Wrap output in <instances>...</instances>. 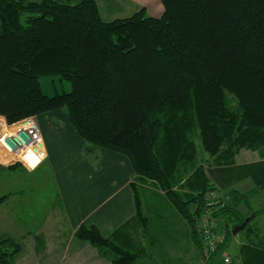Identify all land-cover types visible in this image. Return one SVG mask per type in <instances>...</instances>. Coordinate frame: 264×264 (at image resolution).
I'll return each instance as SVG.
<instances>
[{"label": "trees", "instance_id": "obj_1", "mask_svg": "<svg viewBox=\"0 0 264 264\" xmlns=\"http://www.w3.org/2000/svg\"><path fill=\"white\" fill-rule=\"evenodd\" d=\"M161 2L160 16L141 7L106 21L96 0H0V115L11 124L60 110L86 151L101 147L130 161L133 217L108 235L95 224L75 231L112 264L148 254L151 197L164 198L214 258L233 228L258 214L248 206L241 217L240 203L264 188L263 181L221 194L204 167L208 157L216 167L233 166L241 149L264 158V0ZM47 75L71 89L46 95L39 78ZM198 141L207 158L200 159ZM212 198L213 217L225 222L208 254L196 216ZM22 248L0 237V264H14ZM240 255L242 264H264V239L251 238Z\"/></svg>", "mask_w": 264, "mask_h": 264}, {"label": "crops", "instance_id": "obj_2", "mask_svg": "<svg viewBox=\"0 0 264 264\" xmlns=\"http://www.w3.org/2000/svg\"><path fill=\"white\" fill-rule=\"evenodd\" d=\"M96 1L106 21L129 16L141 7H145L152 16H160L164 10L161 0ZM115 14L121 15L113 17ZM36 118L47 151L46 158L30 170L20 162L18 166L8 168L18 161H2L0 158V173L6 169L26 173V178L20 175L18 187L0 194V198L5 196L0 202V237H12L23 246L15 255L14 264H112L110 256L100 254L89 242L77 238L75 231L82 223L95 224L108 235L133 217L134 172L130 161L118 152L101 147L86 151L87 143L60 110L40 114ZM240 151L235 156V165L215 167L210 178L223 185L245 181L247 186L244 190L237 189L243 193L264 181V158L259 154L240 157ZM35 171L34 176L28 177L27 174L33 175ZM45 184L53 187L54 192L43 203ZM143 199L145 204L147 197ZM243 212L241 210L237 214L243 217ZM177 224L180 228L176 224L170 226L173 250H177L182 241L194 243L185 219ZM248 234H251L249 239L236 240L239 243L238 254L241 246L251 238L264 239L259 229L252 228ZM149 238L150 246L146 244L148 254L133 264L196 263L200 249L192 256L182 252L173 255L171 247L163 245L165 240H159L155 232ZM238 254L235 262L242 264V256Z\"/></svg>", "mask_w": 264, "mask_h": 264}, {"label": "rangeland", "instance_id": "obj_3", "mask_svg": "<svg viewBox=\"0 0 264 264\" xmlns=\"http://www.w3.org/2000/svg\"><path fill=\"white\" fill-rule=\"evenodd\" d=\"M120 15L121 14H115V15H113V17L120 16ZM39 81L41 84V88L46 95H54L57 92L60 93L63 91H69L71 89L70 82L67 79H65L59 75L41 76L39 78ZM7 130H10V127ZM197 143L199 145V157H200V159L201 158H207L208 154L202 150L199 141ZM31 153H32V151L26 150L25 154L31 155ZM32 154H34V153H32ZM256 154H258V152L254 151V150H245L244 149V150L240 151V157H247V156L256 155ZM0 158L2 161H12L11 158L5 157L4 151L0 154ZM208 158H209V161H205L204 167H205V170H206L207 174L209 175V177L212 178L213 170L215 169L216 165H214L211 157H208ZM22 169H24V168H22ZM36 173H37V171H35V173L33 175H30V174H27V175H28V177H31V176H34ZM20 175L25 176V178H26V173L23 171L21 172L20 170L13 171V170H7L6 169L5 172H1L0 173V194L5 190H9V189L18 187ZM214 182L216 185H218L220 187V189H221L220 193L221 194L228 193V192H230L231 189H238L240 191H243L244 188L247 186L245 181H236V182L232 181L230 184H227V185L220 184L215 180H214ZM45 186H46V184H45ZM44 188L45 189L43 190V194H42V202L43 203L45 201L47 202L48 199L51 198V195L54 192L53 187L51 188L50 185H47ZM256 188H257L256 191L250 194L249 202L248 203L246 201L241 202L238 209H241L244 211H248L249 208L251 211L257 210L258 214L255 216V218H253L252 220L249 221V227L253 228V230L256 229V231H257V229H259L260 233H262V235H264V188H262V187H256ZM141 195L143 197L145 196L144 189L141 190ZM217 197H218V195H217ZM225 200H226V198H225ZM150 205H151L152 209H151V213L149 214V216H151L153 219V223L151 224V231L155 232L158 235L159 240H161V239L165 240L163 245L171 247L172 251H170V253L173 255H176L179 252H182V253H187L188 256H192L193 254L196 255L198 253V250H199L198 246L196 244L190 242V241H189L190 243H188L187 240L181 242V246H180L181 250H178L180 247L177 248V250H173V248H172L173 247L172 241L169 237V233L171 231L170 226H171V224H176V227L180 228L177 223L180 222L183 218H180L179 216H177L175 214H171L172 213L170 210L171 207L169 206V204H167V201L164 198H162L161 196L160 197L159 196L151 197L150 198ZM248 206H249V208H248ZM212 209H213V207H211V211H213ZM224 222H225L224 220H220L219 218L210 217V223H212L214 228H216V230L215 229H213V230L216 233V235L218 234L217 236L220 237V239H221V233H223V231H224ZM217 224H218V226H217ZM230 227L231 226L229 224V228ZM248 231L249 230L247 228H243V229L239 230L236 234L232 233L230 236V239L228 240L229 245L227 246V248L220 255H218L214 258H207L206 255L204 257L201 254V252H199L197 254L196 263H193V264H232V263L233 264H236V263L240 264L239 262H235V256L238 254L237 252H238V247H239V243H236V240L243 241V240L249 239L251 237V234H248ZM220 239H219V241H220ZM180 240H182V239H180ZM147 245L150 246V243ZM186 249H187V251L183 252ZM193 250H195V251H193ZM205 251H207V250L205 249ZM208 254H210V253H208ZM227 257L229 258L228 262L225 261V259Z\"/></svg>", "mask_w": 264, "mask_h": 264}, {"label": "built area", "instance_id": "obj_4", "mask_svg": "<svg viewBox=\"0 0 264 264\" xmlns=\"http://www.w3.org/2000/svg\"><path fill=\"white\" fill-rule=\"evenodd\" d=\"M10 127V130H7ZM0 149L7 158L20 162L27 169L36 168L47 156L43 136L36 116L30 115L24 119L9 124L5 117L0 115ZM30 149V156L26 150ZM216 198L207 199L206 206L196 216L197 230L208 253L213 252L218 245L220 237L214 232L210 223L213 217L211 207ZM226 262L229 261L227 257Z\"/></svg>", "mask_w": 264, "mask_h": 264}, {"label": "water", "instance_id": "obj_5", "mask_svg": "<svg viewBox=\"0 0 264 264\" xmlns=\"http://www.w3.org/2000/svg\"><path fill=\"white\" fill-rule=\"evenodd\" d=\"M254 216V214L252 213L251 215L245 217V219L243 220V222L241 224L236 225L233 230L232 233L236 234L239 230L243 229L246 227V225L249 223L250 220H252V217ZM201 254L205 257V253L203 250L200 251Z\"/></svg>", "mask_w": 264, "mask_h": 264}, {"label": "bare ground", "instance_id": "obj_6", "mask_svg": "<svg viewBox=\"0 0 264 264\" xmlns=\"http://www.w3.org/2000/svg\"><path fill=\"white\" fill-rule=\"evenodd\" d=\"M27 150L31 151L30 149H27Z\"/></svg>", "mask_w": 264, "mask_h": 264}]
</instances>
